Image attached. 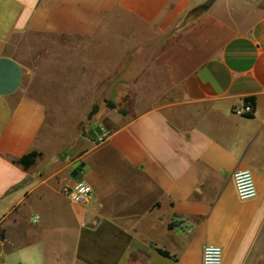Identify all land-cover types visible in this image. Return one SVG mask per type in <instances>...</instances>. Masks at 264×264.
I'll use <instances>...</instances> for the list:
<instances>
[{
    "label": "crops",
    "instance_id": "1",
    "mask_svg": "<svg viewBox=\"0 0 264 264\" xmlns=\"http://www.w3.org/2000/svg\"><path fill=\"white\" fill-rule=\"evenodd\" d=\"M205 1L0 0V264H202L206 245L264 264V0H215L181 24ZM27 34L71 40L55 52L77 94L66 114L27 91ZM150 83L134 115L99 110L105 139L81 134L105 89ZM250 98L254 117L236 113ZM80 181L90 204L64 193Z\"/></svg>",
    "mask_w": 264,
    "mask_h": 264
},
{
    "label": "rangeland",
    "instance_id": "2",
    "mask_svg": "<svg viewBox=\"0 0 264 264\" xmlns=\"http://www.w3.org/2000/svg\"><path fill=\"white\" fill-rule=\"evenodd\" d=\"M208 1L209 0H206L202 4ZM195 9L196 8H193L191 11H194ZM203 12L204 9L200 8L191 17L187 18L186 14L185 19L181 24H192ZM70 43L71 40L62 39L54 35L33 34H27L26 36H24L23 41H21L20 43L19 55L21 56L23 63H25L26 67L31 73L28 77V93L37 96H51L58 98V104L62 109V114H66L65 111H67L70 107H74L75 105H77L74 102L76 100L75 98H77V94L74 92L75 88H72L71 85H66V82H68V80L66 79H69V83L71 82L70 66L66 64L64 65V63L61 62L62 57H58L55 55L56 48L62 45L71 46ZM41 51H43V54H41ZM105 53L106 56L111 60L116 57V54H114L113 51H106ZM139 61L140 60H137L135 62L134 68L131 71L132 76L135 75L137 72L136 68L139 64ZM131 74L129 73L128 78H130ZM161 76L158 79H161ZM155 79L157 80V78L154 76L153 80ZM146 80L142 79L140 82H144L148 85V82H151V80ZM129 82L133 83L134 80H131ZM155 82L156 81H153V83ZM151 84L152 83H150V86L145 85L147 87H145L144 85L141 86L136 84H134L135 86L128 87L114 86L112 87L111 98L108 97L107 89H105V96H103L105 100L97 101L94 106L95 114L91 113L87 118L79 119L81 134H89L91 136L93 133H95L97 139L99 140L103 129L102 124L105 120L103 115L99 116V110H106L108 112L111 110L114 115H134L137 111V108L146 105L145 103H138V98H149V96L156 93L157 89H161L152 87ZM109 101L114 102V109L109 107ZM81 105L83 104L81 103ZM83 108L84 107L81 108L82 110L80 112V115L84 114L82 113L84 111ZM55 119L56 118H54L53 120L55 121ZM98 134L99 136H97Z\"/></svg>",
    "mask_w": 264,
    "mask_h": 264
},
{
    "label": "built area",
    "instance_id": "3",
    "mask_svg": "<svg viewBox=\"0 0 264 264\" xmlns=\"http://www.w3.org/2000/svg\"><path fill=\"white\" fill-rule=\"evenodd\" d=\"M254 112V105L251 102H246L241 109L236 111V113L243 116L253 115ZM107 135V131L103 128L99 140L105 139ZM233 181L237 195L241 201H249L257 197L255 178L250 169L236 171L233 174ZM64 193L72 202L78 204H90L93 199V189L84 181L77 182L71 188H66ZM202 264H223L222 248L213 245L204 246Z\"/></svg>",
    "mask_w": 264,
    "mask_h": 264
},
{
    "label": "trees",
    "instance_id": "4",
    "mask_svg": "<svg viewBox=\"0 0 264 264\" xmlns=\"http://www.w3.org/2000/svg\"><path fill=\"white\" fill-rule=\"evenodd\" d=\"M199 9L196 8L194 11H191L190 13L187 14L186 17L188 18V17L193 16ZM247 102H251L255 106V100H254V98L247 99ZM108 105H109L110 108H113V109L115 108V104L112 101H109L108 102ZM247 117L252 118V117H254V114L253 115H249ZM39 156H40V154L38 152H35L34 151V152H31V153L23 156L20 160H18V163L21 164V165H23L26 169H28V168H30L35 163L36 159ZM159 252L161 254H163V255L168 256V253L167 252H164L162 250H159Z\"/></svg>",
    "mask_w": 264,
    "mask_h": 264
},
{
    "label": "water",
    "instance_id": "5",
    "mask_svg": "<svg viewBox=\"0 0 264 264\" xmlns=\"http://www.w3.org/2000/svg\"><path fill=\"white\" fill-rule=\"evenodd\" d=\"M215 0H209L208 2L202 4L199 8H202V9H208L212 3L214 2Z\"/></svg>",
    "mask_w": 264,
    "mask_h": 264
}]
</instances>
